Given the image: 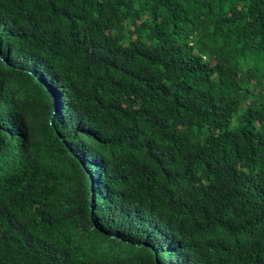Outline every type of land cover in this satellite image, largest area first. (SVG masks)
Masks as SVG:
<instances>
[{
	"label": "trees",
	"instance_id": "16d2710c",
	"mask_svg": "<svg viewBox=\"0 0 264 264\" xmlns=\"http://www.w3.org/2000/svg\"><path fill=\"white\" fill-rule=\"evenodd\" d=\"M0 264H264V0H0Z\"/></svg>",
	"mask_w": 264,
	"mask_h": 264
}]
</instances>
